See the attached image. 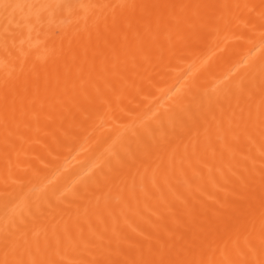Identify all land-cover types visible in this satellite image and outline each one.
<instances>
[{
    "label": "bare ground",
    "instance_id": "bare-ground-1",
    "mask_svg": "<svg viewBox=\"0 0 264 264\" xmlns=\"http://www.w3.org/2000/svg\"><path fill=\"white\" fill-rule=\"evenodd\" d=\"M0 264H264V0H0Z\"/></svg>",
    "mask_w": 264,
    "mask_h": 264
}]
</instances>
